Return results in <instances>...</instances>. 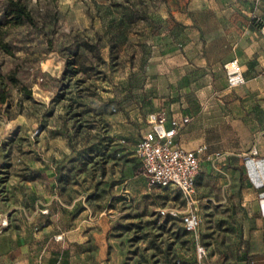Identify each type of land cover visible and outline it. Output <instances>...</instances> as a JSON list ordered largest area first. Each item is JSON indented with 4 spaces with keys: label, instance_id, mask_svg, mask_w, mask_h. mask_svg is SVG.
<instances>
[{
    "label": "rangeland",
    "instance_id": "374dc122",
    "mask_svg": "<svg viewBox=\"0 0 264 264\" xmlns=\"http://www.w3.org/2000/svg\"><path fill=\"white\" fill-rule=\"evenodd\" d=\"M22 1L36 26L12 24L0 0V39L12 51L0 48L3 229L27 193L20 181H49L53 170L57 184L43 183L37 195L57 192L66 210H87L102 243L124 250V264L195 263L194 233L160 214L186 200L148 182L135 142L151 110L192 118L209 103L220 118L226 73L220 65L193 69L190 55L235 57L243 44L261 47L264 0ZM213 211L228 212L214 220ZM240 212L237 204L215 206L197 232L213 228L204 238L230 241Z\"/></svg>",
    "mask_w": 264,
    "mask_h": 264
},
{
    "label": "crops",
    "instance_id": "0c3cea01",
    "mask_svg": "<svg viewBox=\"0 0 264 264\" xmlns=\"http://www.w3.org/2000/svg\"><path fill=\"white\" fill-rule=\"evenodd\" d=\"M243 46L244 52L235 57L190 55L194 58L193 69L212 67L217 70L219 65L223 68V64L233 58L241 64L245 83L233 88L227 85L220 118L214 110H207L209 103L204 113H195L192 118L164 112L169 117L190 118L176 135L179 146L195 149L206 145L189 205L197 212L201 223L215 206L226 208L237 204L241 207V224L230 241L204 238L213 228L201 229L202 236L194 233L193 264H199V244L207 251L203 261L210 264H264V38L259 48L256 44ZM152 111L160 110L148 111L146 123ZM149 128L147 123L136 142ZM254 149L256 154H253ZM44 171L48 173L47 170L40 172ZM52 172L49 181L43 180L41 175L20 181L27 193L23 201L13 205L16 210L10 224L0 232V264H124V250L111 241L110 250L108 243H102V231L96 227L97 223L87 220V210L78 213L66 210L57 192L45 199L37 195V189L46 186L43 183L48 182L49 188L57 184L56 173ZM186 207L184 202L179 209ZM227 212H214L212 218L217 220Z\"/></svg>",
    "mask_w": 264,
    "mask_h": 264
},
{
    "label": "built area",
    "instance_id": "2783aa9c",
    "mask_svg": "<svg viewBox=\"0 0 264 264\" xmlns=\"http://www.w3.org/2000/svg\"><path fill=\"white\" fill-rule=\"evenodd\" d=\"M227 85L230 88L245 83L242 67L237 58L223 64ZM190 118L169 117L164 112L152 111L147 115L150 128L136 142L135 153L142 163L143 174L152 185L174 187L184 196L187 207L160 209L161 215L178 217L182 227L189 233H197L201 219L189 205L195 192L196 178L200 170V158L206 145L195 149H186L176 143V135L189 122ZM125 140L123 139L122 142ZM257 151L254 149L253 154ZM46 211V210H45ZM7 225L6 220L0 221V232ZM207 255L204 245H197L199 264H210L203 261Z\"/></svg>",
    "mask_w": 264,
    "mask_h": 264
},
{
    "label": "trees",
    "instance_id": "16d2710c",
    "mask_svg": "<svg viewBox=\"0 0 264 264\" xmlns=\"http://www.w3.org/2000/svg\"><path fill=\"white\" fill-rule=\"evenodd\" d=\"M3 13L8 18V20L15 25L28 23L32 26H36L37 24L30 10L27 8V6L22 0H7L3 8ZM0 48L3 49L5 52H12L10 49V45L7 42L2 41L1 39ZM14 82H16V80H14ZM22 90H24L26 93H28V96H30V91L27 89L26 86L22 85ZM0 100L2 102H5L4 93L0 94Z\"/></svg>",
    "mask_w": 264,
    "mask_h": 264
}]
</instances>
